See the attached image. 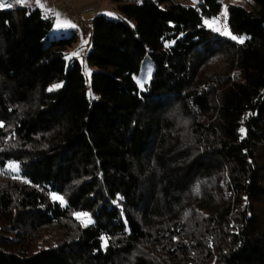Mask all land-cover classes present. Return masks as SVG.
Segmentation results:
<instances>
[{
  "label": "trees",
  "instance_id": "trees-1",
  "mask_svg": "<svg viewBox=\"0 0 264 264\" xmlns=\"http://www.w3.org/2000/svg\"><path fill=\"white\" fill-rule=\"evenodd\" d=\"M199 1L96 17L95 98L75 36L0 10V264H264V0L229 6L243 44Z\"/></svg>",
  "mask_w": 264,
  "mask_h": 264
},
{
  "label": "rangeland",
  "instance_id": "rangeland-1",
  "mask_svg": "<svg viewBox=\"0 0 264 264\" xmlns=\"http://www.w3.org/2000/svg\"><path fill=\"white\" fill-rule=\"evenodd\" d=\"M143 0H63L54 2L53 0H26L25 3H15L13 0V7L2 8L0 10L11 9H26L34 10L39 9L43 17L54 20V28L50 37L52 39L70 38L75 36L76 43L69 49L68 60L76 59L81 65L88 82V95L90 98H95L90 85L91 76L97 71L96 67L90 66L87 61V55L90 51L91 36H92V22L98 16H104L107 19L117 21L124 18L121 14V7L124 5L140 2ZM171 3L183 5L186 7H197L200 3L199 0H170ZM222 4L221 12L214 18H205L204 24L207 28L213 30L215 33L231 38L230 36L223 35L224 31L231 32L228 19H229V6L237 4L240 6L250 7L249 0H220ZM162 9L166 5L160 6ZM51 10V11H49ZM58 14V15H57ZM81 15L80 20L76 22L71 18V15ZM111 14V15H110ZM70 21L75 24L74 28H58L57 23ZM220 28V31H216ZM233 35V34H232ZM238 41V40H236ZM86 42V43H85ZM141 69L139 75L135 77V82L139 90L144 91L151 82L154 72V63L149 55L141 61ZM150 74V78H149ZM143 84V87H141Z\"/></svg>",
  "mask_w": 264,
  "mask_h": 264
},
{
  "label": "snow or ice",
  "instance_id": "snow-or-ice-1",
  "mask_svg": "<svg viewBox=\"0 0 264 264\" xmlns=\"http://www.w3.org/2000/svg\"><path fill=\"white\" fill-rule=\"evenodd\" d=\"M14 2L15 3H25L26 0H14ZM5 7H7V8L13 7V0H0V9L5 8ZM49 11H51V10H49ZM57 27L58 28H74V27H76V25L71 23L70 21H65V22L57 23ZM216 31L219 32L220 28H217ZM223 35L230 36L232 40H238V42L241 43V44H243L245 42V39H246L245 37H239L238 38L237 36L232 35V33L229 32V31H224ZM149 78H150V74H149ZM141 87H143V84H141ZM241 132H244V129H241ZM11 167H12L13 171H19V166L18 165H12ZM196 191L199 192V188L198 187H197ZM55 199H58V200H60L63 203V197L56 196ZM76 215L79 217V216H82V215L86 216L87 214L86 213H83V214L77 213ZM88 222L91 223L90 220ZM85 226H87V225H85ZM106 245H107V239H105V246Z\"/></svg>",
  "mask_w": 264,
  "mask_h": 264
},
{
  "label": "built area",
  "instance_id": "built-area-1",
  "mask_svg": "<svg viewBox=\"0 0 264 264\" xmlns=\"http://www.w3.org/2000/svg\"><path fill=\"white\" fill-rule=\"evenodd\" d=\"M54 2H60V1H63V0H53ZM76 14L74 15H71V18L76 22L77 20H80L81 18V15L79 14L78 16H75Z\"/></svg>",
  "mask_w": 264,
  "mask_h": 264
}]
</instances>
